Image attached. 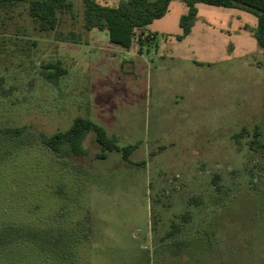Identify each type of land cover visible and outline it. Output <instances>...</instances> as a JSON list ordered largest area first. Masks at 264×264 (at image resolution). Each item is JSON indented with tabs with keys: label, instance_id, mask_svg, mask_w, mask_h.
<instances>
[{
	"label": "rangeland",
	"instance_id": "obj_1",
	"mask_svg": "<svg viewBox=\"0 0 264 264\" xmlns=\"http://www.w3.org/2000/svg\"><path fill=\"white\" fill-rule=\"evenodd\" d=\"M69 1L55 30H38L22 6L0 11V126H25L17 140L0 137V227L70 234L65 257L17 242L0 249V264H261L264 49L253 36L256 16L197 3L183 34L187 6L171 0L127 50L85 29L83 1ZM47 62L65 71L57 85L40 73ZM76 116L117 145L138 147L129 160L115 150L97 158L90 131L84 154L56 157L39 134L64 131ZM242 126L247 134L234 138ZM254 129L261 148L250 147Z\"/></svg>",
	"mask_w": 264,
	"mask_h": 264
},
{
	"label": "trees",
	"instance_id": "obj_2",
	"mask_svg": "<svg viewBox=\"0 0 264 264\" xmlns=\"http://www.w3.org/2000/svg\"><path fill=\"white\" fill-rule=\"evenodd\" d=\"M83 1V21L85 29H98L105 31L111 43L117 44L124 49H130L133 39L140 44L145 33L144 27L154 19L165 14L171 0H119L115 6L102 5L95 0ZM187 6L186 13L179 18V25L183 34H187L193 25L197 3H206L223 7H241L250 10L256 16V24L253 30L258 45L264 49V0H183ZM240 3H246L243 6ZM22 6L23 12L32 18L36 28L41 31L55 30L58 27L60 14L71 8L69 0H0V11L10 10ZM257 8L262 12L253 9ZM136 30H139L137 34ZM60 40H73V36H60ZM148 36H152L149 34ZM145 38V37H144ZM40 73L43 78L57 85L58 78L65 73L57 62H47L40 65ZM2 78H0L1 82ZM94 133V139L101 150L96 153L97 158H105L108 151L120 152L124 160H129L130 154L138 147V143H128L119 146L113 137H109L105 129L88 118L76 116L70 126L64 131H56L52 134L41 132L40 141L56 155L63 157L69 155H82L85 150L81 147L82 141L88 132ZM25 132V126L1 127L0 137L17 140ZM247 129L242 126L234 138L247 134ZM260 133L254 129L250 147L261 148ZM164 149L159 146L157 151ZM142 163H144L142 161ZM215 181V179H213ZM88 220V218H86ZM88 227V226H87ZM88 230V229H87ZM69 233L60 228H36L31 226L4 225L0 227V249L8 247L17 242H28L42 251L52 253L55 256H63L69 252L67 249ZM184 243L176 242V246H183ZM179 250H175V254ZM261 264H264V255L259 257Z\"/></svg>",
	"mask_w": 264,
	"mask_h": 264
},
{
	"label": "water",
	"instance_id": "obj_3",
	"mask_svg": "<svg viewBox=\"0 0 264 264\" xmlns=\"http://www.w3.org/2000/svg\"><path fill=\"white\" fill-rule=\"evenodd\" d=\"M238 4H241L243 6H248L246 3H240V2H238ZM252 8L255 9V10H258L257 8H254V7H252ZM258 11L262 12L261 10H258Z\"/></svg>",
	"mask_w": 264,
	"mask_h": 264
}]
</instances>
